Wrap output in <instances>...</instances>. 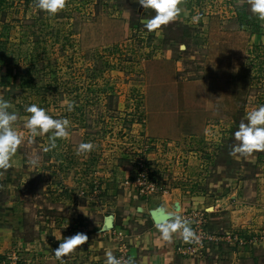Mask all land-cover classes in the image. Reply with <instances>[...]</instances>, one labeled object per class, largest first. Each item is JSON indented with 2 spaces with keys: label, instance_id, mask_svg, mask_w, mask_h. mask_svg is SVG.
Listing matches in <instances>:
<instances>
[{
  "label": "rangeland",
  "instance_id": "374dc122",
  "mask_svg": "<svg viewBox=\"0 0 264 264\" xmlns=\"http://www.w3.org/2000/svg\"><path fill=\"white\" fill-rule=\"evenodd\" d=\"M152 14L136 0H67L53 17L34 0L2 2L0 97L17 113L16 129L27 136L33 103L71 127L47 153L48 134L25 139L0 175V214L19 202L25 240L58 222L82 228L86 208L143 174L141 188L154 191L139 199L209 200L207 223L220 240L204 264H264V152L229 155L246 113L264 105V21L247 0H184L158 33L143 27ZM82 142L94 149L77 156ZM20 255L4 261L22 264Z\"/></svg>",
  "mask_w": 264,
  "mask_h": 264
},
{
  "label": "crops",
  "instance_id": "0c3cea01",
  "mask_svg": "<svg viewBox=\"0 0 264 264\" xmlns=\"http://www.w3.org/2000/svg\"><path fill=\"white\" fill-rule=\"evenodd\" d=\"M121 188L122 191L112 201L103 198L100 203H92L86 208L84 214L80 213L85 219L84 227L76 228L71 225L64 228L65 225H60L59 222L56 227L53 225L55 228L49 226L51 230L36 227L30 240L18 236L23 232L22 222H19L22 221L23 214L17 210L19 202L10 199L6 204L4 217L0 214V222L1 218H5V222L0 223L3 226L0 227V256H6L5 259L0 257V264H15L4 260H13L18 254H25L27 258L26 261L23 259L22 264H60L53 255L62 242L56 240L60 238V233L62 238L76 233H84L88 237L79 250L64 258V264H105L106 251H111L116 257L131 259L133 264H204L213 259L211 256H216L212 249L216 242L211 243L203 256L195 261L181 256L177 252L180 238L174 237L172 243L163 241L149 215L152 210H160L169 219L171 215L182 216L195 210L203 213L209 222L208 218L212 216L213 209L207 210V198L178 194L175 199L161 196L142 200L139 199L138 190L133 189L136 188L135 185ZM107 217L112 218V230L104 229V220ZM117 233H121L122 237L118 238Z\"/></svg>",
  "mask_w": 264,
  "mask_h": 264
},
{
  "label": "clouds",
  "instance_id": "9594fccd",
  "mask_svg": "<svg viewBox=\"0 0 264 264\" xmlns=\"http://www.w3.org/2000/svg\"><path fill=\"white\" fill-rule=\"evenodd\" d=\"M144 10H150L153 14L143 22V27L148 33L159 32L164 26L174 23L182 13L183 0H136ZM251 14L258 20L264 21V0H247ZM67 0H34L37 10L46 13L49 17L55 16L65 9ZM200 21L199 14L191 17V23ZM67 111H74V102L65 101ZM12 105L0 97V175L12 167V158L16 155L19 147L25 143L32 144L37 136L48 134V146L42 149L47 153L57 147L58 139H67L71 122L68 118H53L48 111L37 104L27 105L24 111L28 114L24 120V132L18 131L15 123L18 115L10 111ZM233 144L230 156L247 158L254 153L264 152V105H259L246 113L238 129L232 134ZM94 149L91 142H82L76 148V155H87ZM30 166L37 167L39 157L29 161ZM160 238L172 243L174 237H179L185 244H199L200 237L192 227V222L180 215H171L163 224L156 225ZM59 243L54 251V257L64 264V258L70 256L84 245L88 237L84 233H76L71 237L56 238ZM105 264H133L131 259L116 257L111 251L105 253Z\"/></svg>",
  "mask_w": 264,
  "mask_h": 264
},
{
  "label": "built area",
  "instance_id": "2783aa9c",
  "mask_svg": "<svg viewBox=\"0 0 264 264\" xmlns=\"http://www.w3.org/2000/svg\"><path fill=\"white\" fill-rule=\"evenodd\" d=\"M140 178H144V175L141 174L140 176H138V179H136V184H137L136 186H138L136 188L139 194L146 195L148 194V191L151 192L154 191L152 187L151 189H147L146 191L144 190V188L142 189L141 187L143 185L141 183ZM182 216L189 219L192 222V227L194 231H196L197 235L200 237V243L185 244L182 241V239H180V243L177 247V252L185 258L195 261L199 259L201 256H203V253H205L209 249L211 243H215L219 241L220 238H218V236L215 235L214 233L208 231L207 220L203 213L192 210L188 213L183 214ZM117 237L121 238L122 234L117 233Z\"/></svg>",
  "mask_w": 264,
  "mask_h": 264
},
{
  "label": "water",
  "instance_id": "95a60500",
  "mask_svg": "<svg viewBox=\"0 0 264 264\" xmlns=\"http://www.w3.org/2000/svg\"><path fill=\"white\" fill-rule=\"evenodd\" d=\"M154 224H163L167 221L168 216L165 213H162L160 210H152L149 213ZM104 229L112 230L113 229V221L111 217H107L104 220Z\"/></svg>",
  "mask_w": 264,
  "mask_h": 264
},
{
  "label": "trees",
  "instance_id": "16d2710c",
  "mask_svg": "<svg viewBox=\"0 0 264 264\" xmlns=\"http://www.w3.org/2000/svg\"><path fill=\"white\" fill-rule=\"evenodd\" d=\"M3 1L4 0H0V5L2 4ZM248 23L249 22L247 21V24ZM251 26H253V28L255 29V31L258 30V27H257V25L255 23H251ZM11 74H12L11 69L10 68H7L6 69V73L4 75V79L5 78H11V80L13 81L14 79H13V77H11ZM4 197H5V193H4V190L2 189V186L0 184V199H3ZM207 229H208L209 232H212V230L209 228V224L208 223H207Z\"/></svg>",
  "mask_w": 264,
  "mask_h": 264
}]
</instances>
